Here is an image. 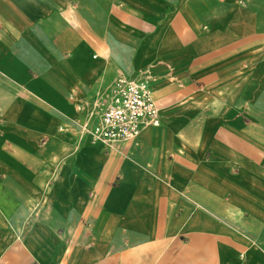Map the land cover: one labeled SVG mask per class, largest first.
<instances>
[{"label":"crops","instance_id":"1","mask_svg":"<svg viewBox=\"0 0 264 264\" xmlns=\"http://www.w3.org/2000/svg\"><path fill=\"white\" fill-rule=\"evenodd\" d=\"M0 264H264V0H0Z\"/></svg>","mask_w":264,"mask_h":264},{"label":"built area","instance_id":"2","mask_svg":"<svg viewBox=\"0 0 264 264\" xmlns=\"http://www.w3.org/2000/svg\"><path fill=\"white\" fill-rule=\"evenodd\" d=\"M98 121L90 128L92 140L111 145L136 139L145 125L159 123V107L148 78L118 76L111 91L96 104Z\"/></svg>","mask_w":264,"mask_h":264}]
</instances>
